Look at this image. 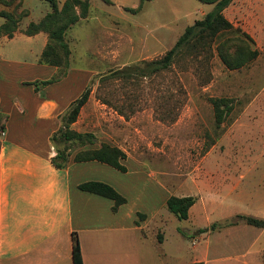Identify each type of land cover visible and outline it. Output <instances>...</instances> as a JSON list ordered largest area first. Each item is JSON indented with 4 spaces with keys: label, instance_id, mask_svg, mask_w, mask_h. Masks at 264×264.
I'll return each instance as SVG.
<instances>
[{
    "label": "rangeland",
    "instance_id": "rangeland-1",
    "mask_svg": "<svg viewBox=\"0 0 264 264\" xmlns=\"http://www.w3.org/2000/svg\"><path fill=\"white\" fill-rule=\"evenodd\" d=\"M180 1H147L142 10L131 13L103 0H90V12L71 27L67 40L73 72L87 76L90 89L72 128L92 132L96 137L93 146L106 142L128 155L127 173L113 170L119 176L116 184L130 188L128 194L138 208L146 212L160 209L155 221L166 224L153 229V238L164 236V248L170 250L179 240L184 260H189L192 247L206 235L198 232L192 219L179 220L167 210L166 191L176 196L198 195L192 213L198 214L207 205L202 218L207 216L211 224H222L238 213L249 214L244 210L250 215L264 210V39L258 40L261 47L255 43L260 51L256 59L240 69L225 68L215 54L207 62L186 56L170 71L150 78L99 84V76L112 69L162 56L185 24L201 18L196 12L175 17L171 8H177ZM126 2L137 4L138 0ZM200 5L207 12L214 7ZM0 8L5 7L0 4ZM21 9L28 11L20 23L23 27L50 8L45 0H20ZM5 44L9 55L28 60L40 46L36 39L27 44L19 38ZM224 97L232 100V109L217 126L210 99ZM140 173L149 174L146 190L138 181L133 189ZM154 180L165 184L163 193L151 185ZM162 214L168 216L166 220ZM256 228L258 244L264 243V228ZM252 229L249 236L255 232ZM231 237L243 238L244 234L233 232Z\"/></svg>",
    "mask_w": 264,
    "mask_h": 264
},
{
    "label": "crops",
    "instance_id": "crops-1",
    "mask_svg": "<svg viewBox=\"0 0 264 264\" xmlns=\"http://www.w3.org/2000/svg\"><path fill=\"white\" fill-rule=\"evenodd\" d=\"M63 1L58 0L60 4ZM110 2L109 5L130 12L125 8L137 7L139 0L137 4H128L126 0ZM200 3L181 0L175 4L177 8H171V13L175 17L179 13L180 17H190L196 12L203 17L207 11ZM223 15L261 47L258 40L264 39V0H232L223 9ZM15 38L27 44L35 39L40 43L33 59L7 53L5 43ZM46 42L47 35L42 32L26 36L18 31L11 38L0 36V113L7 117L0 129V264H72L73 233L78 237L84 264H154V260L156 264H264V243L258 244L260 235L256 227L239 224L212 233L202 232L206 236L192 247L191 258L184 260L179 240L170 250L164 248V236L153 238V229L166 224L163 220L161 224L155 221L160 209L146 212L138 208L128 194L130 188L116 184L119 176L114 173L115 168L95 160L70 161L65 168L53 166L51 157L55 151L50 136L60 126L59 115L80 95L88 79L82 73L74 74L70 66L57 80L39 85V81L50 79L58 70L38 62ZM125 155L124 165L130 159ZM123 173H127V167ZM147 179L149 174L140 173L134 184L142 182L141 187L146 190V184L151 182ZM85 181L111 185L126 202L112 210L111 199L78 188ZM152 182L163 193L165 184ZM167 193L165 202L170 196ZM148 195L152 197V193ZM196 196L187 220L192 219L195 228L200 229L211 223L207 216L202 218L207 213L205 204L193 215L192 208L199 202ZM244 213L250 214L246 210ZM253 216L264 218V210ZM162 217L166 220L168 216ZM249 229L255 230L252 236ZM233 232L244 237H231Z\"/></svg>",
    "mask_w": 264,
    "mask_h": 264
},
{
    "label": "trees",
    "instance_id": "trees-1",
    "mask_svg": "<svg viewBox=\"0 0 264 264\" xmlns=\"http://www.w3.org/2000/svg\"><path fill=\"white\" fill-rule=\"evenodd\" d=\"M14 1L0 0V4L5 7L0 8V17L2 18L0 36L5 35L11 38L17 31L26 36H33L40 32L45 33L47 42L38 57V62L58 68L55 76L39 81V85L49 84L63 76L71 66V48L67 35L71 27L82 18H85L90 12V0H64L61 4L58 0H45L49 4L50 9L39 19L30 20L23 27H20V23L28 11L25 9L19 10L20 0H18V3ZM103 1L108 4L111 3L110 0ZM146 1L148 0H139L137 7H126L125 9L135 13L142 8ZM198 1L213 4L214 7L203 17L186 26L175 43L162 56L149 60L143 59L132 65L112 69L99 76V84L108 83L113 79L134 81L139 78H150L164 71H170L174 64L179 63L186 56L207 62L209 56L215 54L225 68L229 70L240 69L256 59L260 51L255 46L254 39L241 27L229 22L223 15V9L232 0ZM89 94L90 89L86 86L80 95L69 104L67 109L59 115L60 126L50 136V141L55 151L51 157V163L56 168H65L70 161L95 160L125 172L126 167L122 160L126 155L122 149L106 142L93 146L96 143V137L92 132H81L72 128V124L76 121L81 108L86 104ZM210 101L213 104L216 125L219 126L232 109V100L224 97L211 98ZM119 112L121 113V111ZM6 118L5 114L0 113V129L4 127ZM78 188L111 199L113 201L112 210L114 211L118 206L126 202L124 196L111 185L102 181H85L80 183ZM196 200V196L193 195H170L165 204L167 210L177 219L186 220L189 208ZM241 220L244 224L264 228V218L238 213L231 218L225 219L222 224L214 222L209 227L198 229V232L202 233L221 227L233 226ZM72 264H84L76 233L72 235ZM184 264L204 263L192 262Z\"/></svg>",
    "mask_w": 264,
    "mask_h": 264
},
{
    "label": "built area",
    "instance_id": "built-area-1",
    "mask_svg": "<svg viewBox=\"0 0 264 264\" xmlns=\"http://www.w3.org/2000/svg\"><path fill=\"white\" fill-rule=\"evenodd\" d=\"M1 134H3V133L1 132Z\"/></svg>",
    "mask_w": 264,
    "mask_h": 264
}]
</instances>
